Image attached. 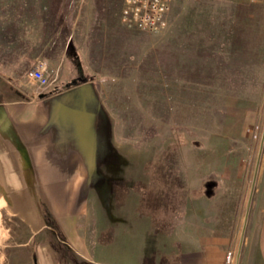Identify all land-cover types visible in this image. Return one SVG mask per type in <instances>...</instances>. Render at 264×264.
<instances>
[{"label":"rangeland","instance_id":"1","mask_svg":"<svg viewBox=\"0 0 264 264\" xmlns=\"http://www.w3.org/2000/svg\"><path fill=\"white\" fill-rule=\"evenodd\" d=\"M122 3L0 0V100L10 85L33 88L26 74L35 61H46L50 85L60 89L90 79L110 118L111 138L122 145L113 181L124 182L126 193H138V182L164 187L170 205L157 213L167 212L173 224L186 196L196 194L208 152L219 139L226 146L227 127L246 125L245 138L237 140L245 167L236 208L240 253L264 155V0H174L158 33L124 27ZM256 11L258 18L247 23ZM72 98L65 96L79 103ZM134 157L143 166L133 177ZM157 161L166 170L150 174ZM161 176L172 184L163 185ZM229 255L234 258L229 251L225 264Z\"/></svg>","mask_w":264,"mask_h":264},{"label":"crops","instance_id":"2","mask_svg":"<svg viewBox=\"0 0 264 264\" xmlns=\"http://www.w3.org/2000/svg\"><path fill=\"white\" fill-rule=\"evenodd\" d=\"M79 85L41 92L10 85L0 100V264H225L229 251L231 264H264V155L238 250L245 167L237 140L245 138L246 125L227 127L230 147L219 139L208 152L196 194L186 196L173 224L167 212L157 213L169 202L159 205L151 194L110 184L121 164L101 165L95 173L98 117L75 94ZM252 129L247 119V142ZM111 144L123 163L122 145L113 137ZM137 161L133 177L143 166ZM141 204L146 207L139 211Z\"/></svg>","mask_w":264,"mask_h":264},{"label":"built area","instance_id":"3","mask_svg":"<svg viewBox=\"0 0 264 264\" xmlns=\"http://www.w3.org/2000/svg\"><path fill=\"white\" fill-rule=\"evenodd\" d=\"M174 0H123L120 12L121 24L131 30L148 33L161 32L167 26V17ZM27 79L34 84L38 92L50 86L46 65L38 61L27 72ZM232 257L226 258L230 264Z\"/></svg>","mask_w":264,"mask_h":264},{"label":"trees","instance_id":"4","mask_svg":"<svg viewBox=\"0 0 264 264\" xmlns=\"http://www.w3.org/2000/svg\"><path fill=\"white\" fill-rule=\"evenodd\" d=\"M84 82H90V79H86ZM93 87V86H92ZM94 95L96 97L95 101V108L94 110L96 111L97 117H98V126H97V137H96V164H95V173L97 169L101 165L105 164H121L120 159L118 157L117 151L115 148L112 146L110 139H111V122L108 114L105 112L104 108L102 105L99 103V99L97 98V94L93 88ZM165 163H162L161 161H157V164L155 167L150 169V174L153 173L156 169H161L163 168L166 170L167 167H164ZM169 167V166H168ZM147 170V169H146ZM148 171V170H147ZM149 175V173H148ZM147 176V174H145ZM150 176V175H149ZM160 178L163 179V185H171L172 180H165V177L161 176ZM150 180L152 178L150 177ZM160 181V179L158 180ZM110 184H115L114 181H111ZM119 186L122 188L123 192H126L125 190V183L124 182H118ZM150 184H142L141 182L136 183L134 187L139 191H141V194H151L153 196L154 201L156 200L159 205L162 204V201L166 200L169 201V198L165 192L164 187L156 191L155 188H153L152 185ZM159 192V193H157ZM163 193V195H162ZM163 196V197H162ZM155 204V202H154Z\"/></svg>","mask_w":264,"mask_h":264},{"label":"water","instance_id":"5","mask_svg":"<svg viewBox=\"0 0 264 264\" xmlns=\"http://www.w3.org/2000/svg\"><path fill=\"white\" fill-rule=\"evenodd\" d=\"M74 92H75V94L83 97L84 104H85V102H87L86 100H88V98L92 99L94 104H95L96 97H95L94 92H93V87L90 83H86V84L79 86L78 88H76V90ZM94 108H92V109H94ZM94 171H95V169H94Z\"/></svg>","mask_w":264,"mask_h":264}]
</instances>
